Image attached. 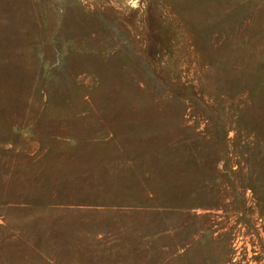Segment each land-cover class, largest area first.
<instances>
[{"label":"rangeland","instance_id":"rangeland-1","mask_svg":"<svg viewBox=\"0 0 264 264\" xmlns=\"http://www.w3.org/2000/svg\"><path fill=\"white\" fill-rule=\"evenodd\" d=\"M0 264H264V0H0Z\"/></svg>","mask_w":264,"mask_h":264}]
</instances>
